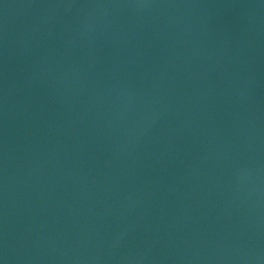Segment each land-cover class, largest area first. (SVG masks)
<instances>
[{
  "label": "water",
  "instance_id": "water-1",
  "mask_svg": "<svg viewBox=\"0 0 264 264\" xmlns=\"http://www.w3.org/2000/svg\"><path fill=\"white\" fill-rule=\"evenodd\" d=\"M0 264H264V0H0Z\"/></svg>",
  "mask_w": 264,
  "mask_h": 264
}]
</instances>
